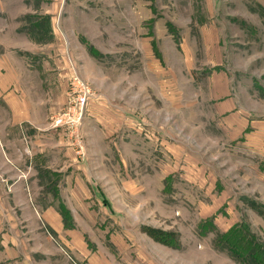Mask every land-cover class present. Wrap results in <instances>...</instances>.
I'll use <instances>...</instances> for the list:
<instances>
[{"label":"rangeland","instance_id":"1","mask_svg":"<svg viewBox=\"0 0 264 264\" xmlns=\"http://www.w3.org/2000/svg\"><path fill=\"white\" fill-rule=\"evenodd\" d=\"M0 72L46 124L74 76L91 92L5 203L0 264L264 251V0H0Z\"/></svg>","mask_w":264,"mask_h":264},{"label":"crops","instance_id":"2","mask_svg":"<svg viewBox=\"0 0 264 264\" xmlns=\"http://www.w3.org/2000/svg\"><path fill=\"white\" fill-rule=\"evenodd\" d=\"M28 79L25 74L0 72V224L6 219L5 203L16 202L20 205L23 200L24 205L28 206L25 177L30 168L33 171V163L36 162L32 155L39 152L44 157L53 133L57 132L52 129L51 121L45 123L47 117L42 111L45 106L34 107V100L31 101L32 107L28 105L23 95L25 89L33 86L28 84ZM60 91H65L63 85ZM27 153H30L28 157ZM22 159L24 163L21 165L19 161ZM21 189L23 197L19 195Z\"/></svg>","mask_w":264,"mask_h":264},{"label":"built area","instance_id":"3","mask_svg":"<svg viewBox=\"0 0 264 264\" xmlns=\"http://www.w3.org/2000/svg\"><path fill=\"white\" fill-rule=\"evenodd\" d=\"M69 93L70 101L62 111L52 117V127L61 128L79 125L91 92L86 83H83L74 76Z\"/></svg>","mask_w":264,"mask_h":264},{"label":"trees","instance_id":"4","mask_svg":"<svg viewBox=\"0 0 264 264\" xmlns=\"http://www.w3.org/2000/svg\"><path fill=\"white\" fill-rule=\"evenodd\" d=\"M241 227H238L240 231H241ZM244 230L247 233L246 229H244ZM232 232H230V233H232ZM256 242H255V247L256 248H254V249H253V247H252V249H251V247L249 249L248 248H244V247H240L241 248V251H240L239 248H237L238 247V242H236V241H232V244L230 246L233 249H235L232 252L235 255H237L239 258H241V260H239V261L242 264H264V251L260 248L259 245H257L258 242L257 243Z\"/></svg>","mask_w":264,"mask_h":264}]
</instances>
